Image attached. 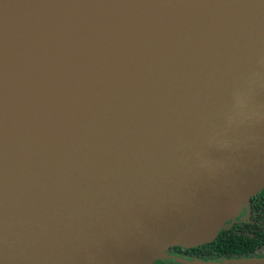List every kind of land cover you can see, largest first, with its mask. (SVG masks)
<instances>
[{"label":"water","instance_id":"obj_1","mask_svg":"<svg viewBox=\"0 0 264 264\" xmlns=\"http://www.w3.org/2000/svg\"><path fill=\"white\" fill-rule=\"evenodd\" d=\"M262 192L264 0H0V264H152Z\"/></svg>","mask_w":264,"mask_h":264},{"label":"trees","instance_id":"obj_2","mask_svg":"<svg viewBox=\"0 0 264 264\" xmlns=\"http://www.w3.org/2000/svg\"><path fill=\"white\" fill-rule=\"evenodd\" d=\"M261 196L260 198H264V193H261ZM235 226L231 230L222 229L213 241L198 246L196 248V250L199 248L197 260L203 262L218 261L225 258L264 256V250L262 249V246H264V230H259L260 234L256 233V236H253L250 233L246 234L245 228L235 231ZM251 232L253 231L251 230ZM256 246H259V248H256ZM205 248L210 251L208 256H204L207 254L203 250Z\"/></svg>","mask_w":264,"mask_h":264},{"label":"flooded vegetation","instance_id":"obj_3","mask_svg":"<svg viewBox=\"0 0 264 264\" xmlns=\"http://www.w3.org/2000/svg\"><path fill=\"white\" fill-rule=\"evenodd\" d=\"M260 197H262L261 193L252 197L251 201L244 205L243 209L241 210L239 216L235 219V221L232 224H229L225 228V230H231L232 227L236 225L235 231H239L241 228H245L244 231L246 234L250 233L253 236H256V233L260 234L259 230H264V198ZM251 230L253 232H251ZM197 247L198 246L170 247L164 253L163 257H158L152 264H202V261L197 260L199 256V248L196 250ZM256 248H259V246H256ZM262 249L264 250V246H262ZM203 250L205 253L207 252L206 255L202 253L204 256H208L210 254L209 249L205 248Z\"/></svg>","mask_w":264,"mask_h":264}]
</instances>
